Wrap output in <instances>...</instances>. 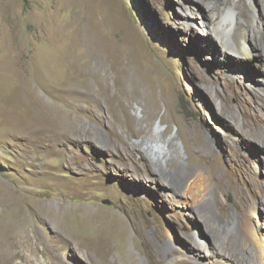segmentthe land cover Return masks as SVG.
<instances>
[{
    "label": "rangeland",
    "instance_id": "374dc122",
    "mask_svg": "<svg viewBox=\"0 0 264 264\" xmlns=\"http://www.w3.org/2000/svg\"><path fill=\"white\" fill-rule=\"evenodd\" d=\"M241 1L264 19V0L221 6L240 15ZM202 13L194 0H0V264L259 252L245 226L264 233L262 58L223 47ZM76 73L114 106L66 94ZM199 228L204 255L187 248ZM106 238L108 253L93 245Z\"/></svg>",
    "mask_w": 264,
    "mask_h": 264
},
{
    "label": "bare ground",
    "instance_id": "6f19581e",
    "mask_svg": "<svg viewBox=\"0 0 264 264\" xmlns=\"http://www.w3.org/2000/svg\"><path fill=\"white\" fill-rule=\"evenodd\" d=\"M194 1L200 9H203V7H205L208 10V13L206 14L208 15V17H205V13H202V22L204 23V27H206V31L208 34L211 33L213 35L220 28H225L224 35L222 37L218 35V39L222 42L223 47H227L231 52L238 53L239 55L245 56L248 59H252L255 54H258L262 58V62L259 65L264 67V30L259 31L261 27H264V19L256 20L254 12L249 11L246 8L245 2L243 1L239 3L242 9V13L240 15L237 14V10L234 6H221V0ZM211 3H215L213 7ZM246 21L247 23H245ZM255 22H257L256 26H254ZM79 73L81 74V70L79 71ZM78 76L80 75L76 73V77H70L68 83L66 84L67 88L64 91L66 94H72L74 91L80 90L90 96H93L98 103L102 100H107L114 106V104L116 103V99L114 96L110 95L107 92L108 88L105 89V87H100L96 91L94 90L95 92L88 90L86 87H83L84 85H87L85 79L78 78ZM16 96H19V98L21 97V99L23 100L24 94L20 90L19 93L17 92ZM115 108L117 110H120L121 112H126L128 106L126 105V103H118L116 104ZM29 110L32 113L38 112V108L34 105H31ZM8 116L10 117V115ZM63 133H65V131ZM60 135H62V133ZM156 173H158L159 177L162 178L163 181H167L169 187L176 188L179 183L177 177L179 175L177 172L170 171L165 173L164 171H160ZM218 205L219 208H225L226 206L219 197ZM194 211H197L200 216H203V214L204 217L206 216L205 208H203L202 206L194 207ZM58 216L59 214H56V219ZM245 228L246 232L249 234L248 237H250L254 242L259 252L256 254H254L253 252L249 253L247 249H242L236 245V250H245L247 255H243L239 259L238 255H235L232 244H228L226 246L223 242H220L222 249L218 250L217 252L211 253L216 264H249L250 261L254 262L255 264H264V233H258L254 228H252L249 221H246ZM205 235H207V233H205V230L201 228H199L196 233L188 235L187 238L190 244L188 243L187 248L191 252H195V254L204 255L205 253L203 254L199 250V248H208L207 246H204L200 240V236L202 238H205ZM224 237H227V235L224 234ZM244 239L246 243L248 241V238ZM100 244L102 245L100 251L103 250L104 253H108L109 250L113 251L115 248L114 243H111V241L107 238L105 240L100 239L93 243L97 250H99ZM226 247H230V249L228 250L226 249ZM106 248L108 251L106 250ZM190 257L191 256H187L179 260L176 264H186L187 262L189 263V261H192V257ZM123 258L126 260L127 264H136V259L133 256H129L128 253L124 254ZM114 264L119 263L117 262Z\"/></svg>",
    "mask_w": 264,
    "mask_h": 264
}]
</instances>
